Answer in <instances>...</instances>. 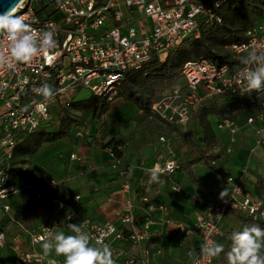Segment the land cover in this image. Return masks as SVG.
<instances>
[{
    "label": "built area",
    "instance_id": "obj_1",
    "mask_svg": "<svg viewBox=\"0 0 264 264\" xmlns=\"http://www.w3.org/2000/svg\"><path fill=\"white\" fill-rule=\"evenodd\" d=\"M53 12L44 17L34 13L36 0H22L16 15L37 31L54 32L56 45L47 53L37 55L28 64H18L14 69L0 66V202L15 194L21 188L10 184V169L14 146L26 135L40 128H53L58 125L55 113L70 109L77 92L86 90L89 95L104 99L109 104L117 98L123 76L128 71L140 69L152 55L162 61L168 51L178 47L183 40L197 39L203 29L221 23L219 9L231 0H49ZM244 40L225 47L235 59L246 56L255 48L264 52V17L247 29ZM7 41L0 38V52L6 53ZM246 66L229 67L215 65L198 58L185 61L178 72L184 86L171 87L166 93L149 104V116L164 124L185 130L190 119L208 100L219 96H246L251 98L259 110L247 117L243 125L250 131L252 144L248 149L250 157L256 149L264 148V88L249 92L242 75ZM47 84L56 92L54 97L44 102L33 91ZM262 99V100H261ZM44 108H38V104ZM240 125L227 116L219 117L216 130L228 135L229 143ZM48 130V129H47ZM162 141V138L158 139ZM230 149L226 148V152ZM71 159L77 158L70 155ZM117 159L113 157L114 168ZM177 168L174 160L164 163L160 173H171ZM243 166L237 177L227 176L221 192L227 196L205 202L204 209L195 215L193 229H185L180 223L165 220L183 235H194L197 246L189 264H213V258H202L200 249L207 241H214L218 233V222L228 209H234L254 220L264 218L263 198L255 197L243 189ZM124 176L123 172H119ZM46 185L34 188L28 185L35 198L46 199L51 208L48 221L35 231L28 233L29 249L17 252L12 264H52L36 246L48 239L45 228L65 229L73 234L68 225L80 224L90 235L93 246L108 245L113 259L123 255L116 243L135 246L148 238L152 224L149 213L164 211L162 205H153L141 198L144 217L138 222L134 215L135 205L128 196L129 184L124 180L120 192L124 195L121 211L118 214V227L109 222H93L79 219L67 204L45 194ZM176 192L177 187H172ZM192 201L196 198L192 197ZM4 246V235L0 232V249ZM159 251H155L158 254ZM149 253L142 256L126 255L123 264H149Z\"/></svg>",
    "mask_w": 264,
    "mask_h": 264
},
{
    "label": "crops",
    "instance_id": "obj_2",
    "mask_svg": "<svg viewBox=\"0 0 264 264\" xmlns=\"http://www.w3.org/2000/svg\"><path fill=\"white\" fill-rule=\"evenodd\" d=\"M123 103L131 106L129 113L123 110L107 123L108 128L115 131L113 132L116 134L115 137L122 142L119 147L121 156L114 168L111 167L113 156L109 147L104 146L114 136L112 132L103 139H92V143L83 137H63L54 142L41 143L31 156L20 158L26 161L25 168H28L35 180L31 184L43 186L53 182L55 199L69 205L79 219L98 223L106 221L118 227V214L124 197L120 192V186L124 180L128 181L130 188L128 196L135 205L134 215L138 222L144 217V206L139 203L141 198L153 205L164 206L165 210L162 212L149 213L152 224L145 241L135 246L116 243L124 254L115 258V264H123L126 255L140 257L144 251L149 253V264H189L197 246L196 237L192 234L183 235L173 225L166 224L165 220L178 222L185 229H193L195 215L204 209L205 202L217 198L225 178L237 177L243 166L246 167L243 189L255 197L263 198L264 148L256 149L248 157L247 151L252 144V137L249 129L242 126L243 115L236 111L232 116L241 127L234 137L232 143L234 147L226 152L227 147L224 144L225 147L220 146L216 152L211 153L220 151L221 157L211 160L213 170H209L201 162H190L196 157V152L189 145L190 154H194V157L185 161L181 160L171 147L174 139L182 136V133L196 121L198 111L190 119L185 130L174 127L171 130L163 124L166 133L155 138L143 139L140 132L134 129L135 123L122 122L128 121L131 115L137 117L141 112L129 102ZM214 117L212 127L215 128L219 117L215 115ZM214 131L228 136L216 128ZM159 138H162V141H159ZM198 147L209 155L205 151L206 147L201 148L200 145ZM70 155L75 156L77 160L71 159ZM169 160H174L177 168L171 173H161L162 183L150 184L148 170L156 166H159V170ZM119 172H123L124 176H120ZM11 182L16 188H22L20 185L25 186L29 183L17 177L11 178ZM172 187H177L178 190L174 192L171 190ZM192 197L196 198V201H192ZM35 200V203L29 206L32 215L29 214L28 217L14 218L12 210L0 215V231L4 235V246L0 249V264H12L17 252L28 250V233L48 221L50 202L46 199ZM260 221L264 228V218ZM238 226L239 222L226 212L218 222V233L214 237V242L223 244L226 250L230 242L229 233ZM59 231L71 235L62 228L55 232ZM36 249L45 256L42 244L36 246ZM155 251L159 253L155 254ZM45 257L50 259L52 264H64V257L57 256L54 251ZM218 258V256L213 258V264H219Z\"/></svg>",
    "mask_w": 264,
    "mask_h": 264
},
{
    "label": "trees",
    "instance_id": "obj_3",
    "mask_svg": "<svg viewBox=\"0 0 264 264\" xmlns=\"http://www.w3.org/2000/svg\"><path fill=\"white\" fill-rule=\"evenodd\" d=\"M33 9L34 13L42 18L53 12V3L49 0H36ZM218 13L221 17V23L219 25L203 29L197 39L188 38L183 40L178 47L168 51L162 61H159L156 56L152 55L140 69L126 72L117 92V98L129 102L141 113L148 115L149 104L162 95H159L161 91L173 86L177 82L179 78L178 72L185 61L204 58L217 66L227 65L233 67L241 65L240 59L233 58L227 52L221 53L220 50L232 43H239L244 40L243 33L264 17V0H231L229 4L221 7ZM257 16L258 18L255 20ZM136 89L143 92L144 97H140ZM108 104L104 99L89 95L84 99L72 101L70 108L74 110L94 111L96 118H99L108 109ZM258 110L259 106L249 97L223 95L204 104L198 110V117L201 115L227 116L236 121L232 114L240 111L244 121L247 117L254 116ZM64 111L66 110L61 109L60 112L55 113V117L58 118L59 123L62 121L61 115ZM161 123L164 124L163 122ZM164 125L172 130L171 126ZM57 127L40 128L26 135L14 146L11 162L12 167L9 171L10 184H12L11 178H24L30 174L27 170L19 171L13 167L14 157L31 156L41 143H50L66 137V132L58 130ZM202 131L203 134L200 142L204 147H208L211 144L213 135L207 123L202 124ZM115 135L104 146L109 147L114 159H118L121 156L119 147L122 142ZM188 145L196 152V157L190 162H201L209 170H213L210 162L212 159L221 157L220 151L215 154L206 155L193 141H188ZM40 186L31 184V187L34 188ZM45 194L50 198H55L56 193L52 185L47 187ZM226 212L239 222L238 228L233 232L242 231L244 227H250L252 225H259L262 228L261 221L247 217L237 210L228 209ZM233 232L229 233L230 242L228 248L218 256L219 264H227L226 253L231 248V235Z\"/></svg>",
    "mask_w": 264,
    "mask_h": 264
},
{
    "label": "clouds",
    "instance_id": "obj_4",
    "mask_svg": "<svg viewBox=\"0 0 264 264\" xmlns=\"http://www.w3.org/2000/svg\"><path fill=\"white\" fill-rule=\"evenodd\" d=\"M21 2L22 0H11L10 7L0 13V38L7 41V54L0 52V66H7L9 69H14L18 64L30 63L34 57L47 53L56 45L53 31H37L22 16L16 15ZM240 62L246 66L242 75L247 91H260L264 88V52L253 48L246 56L241 57ZM33 91L44 102L56 95L47 84L34 88ZM37 107L44 108V104H38ZM158 168L156 166L148 170L150 184L162 183ZM225 196L226 189L219 194V198L226 201ZM68 227L73 234L66 235L63 231L53 234V229L45 228L49 238L40 237L45 256L54 251L57 256L64 257V264H115L113 252L108 245L97 241L98 246H93L90 235L82 230L80 224H69ZM231 242V248L226 253L227 264H264V228L259 225L246 226L242 231L232 233ZM223 252V244L207 241L201 246L200 256L205 259L215 258Z\"/></svg>",
    "mask_w": 264,
    "mask_h": 264
},
{
    "label": "rangeland",
    "instance_id": "obj_5",
    "mask_svg": "<svg viewBox=\"0 0 264 264\" xmlns=\"http://www.w3.org/2000/svg\"><path fill=\"white\" fill-rule=\"evenodd\" d=\"M257 18L258 16L255 20H257ZM220 52L226 53V49L224 48L220 50ZM174 86L183 88V78L179 77L177 82H175V84H173V86L171 87ZM171 87H168L164 91H161L159 95L166 93L168 90H170ZM136 92L140 97H144V93L140 90L136 89ZM87 96H89V93L86 90H82L77 92L74 100L84 99ZM129 108H131V106L124 104L120 98H116L112 103L108 104V109L106 110L105 115L99 118H96L94 111H82L70 108L64 111L61 115L62 121L59 123L57 129L65 131L67 134L66 137L68 138L83 137L85 139H88L89 143H92V139H103L110 132H115L111 128H108L109 124L107 123L123 110L129 113ZM214 118V115H201L197 117L196 121L192 123L189 129L185 133H182V136L174 139L171 147L177 152V155L181 160L185 161L194 157V154H190L191 151H189L188 141H193L195 144L200 145L201 148H204V146L200 142L203 134L202 124L204 123H207L209 125L210 132L213 135L210 146L205 148L207 154L216 152V149L220 146L225 147L226 145V147L230 150L234 147L229 143L228 136H226L225 134L216 133L214 131L215 128L214 126L212 127V121H215ZM122 122H124L125 124H127L128 122L135 123L136 126L134 127L136 128L134 129H137L140 132V135L143 137V139H149L150 137L155 138L157 135H162L167 131L161 122H159L152 116L142 113L138 114L137 117L131 115L129 116L128 121L122 120ZM25 162L26 161H24L22 158L15 156L13 160V167L18 169L19 171H29L28 168H25ZM17 178L21 180L25 179L29 183L25 186L20 185L22 188L18 192L6 197L0 202V215H4L5 213H8L12 210L13 217L20 219L21 216L28 217L29 214L32 215L29 206H32L35 203L36 198L34 197L32 190L27 188V186L31 185V183L35 182V180L33 179L31 174L24 178Z\"/></svg>",
    "mask_w": 264,
    "mask_h": 264
},
{
    "label": "water",
    "instance_id": "obj_6",
    "mask_svg": "<svg viewBox=\"0 0 264 264\" xmlns=\"http://www.w3.org/2000/svg\"><path fill=\"white\" fill-rule=\"evenodd\" d=\"M11 4V0H0V13L6 11Z\"/></svg>",
    "mask_w": 264,
    "mask_h": 264
}]
</instances>
